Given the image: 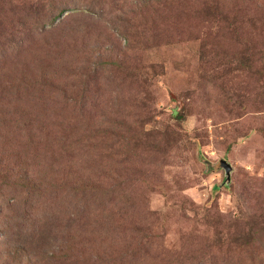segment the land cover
Masks as SVG:
<instances>
[{
    "label": "rangeland",
    "instance_id": "1",
    "mask_svg": "<svg viewBox=\"0 0 264 264\" xmlns=\"http://www.w3.org/2000/svg\"><path fill=\"white\" fill-rule=\"evenodd\" d=\"M0 264H264V0H0Z\"/></svg>",
    "mask_w": 264,
    "mask_h": 264
},
{
    "label": "water",
    "instance_id": "2",
    "mask_svg": "<svg viewBox=\"0 0 264 264\" xmlns=\"http://www.w3.org/2000/svg\"><path fill=\"white\" fill-rule=\"evenodd\" d=\"M221 165L224 167L225 172L227 174H229L230 170H231V165L226 161V160H222Z\"/></svg>",
    "mask_w": 264,
    "mask_h": 264
}]
</instances>
